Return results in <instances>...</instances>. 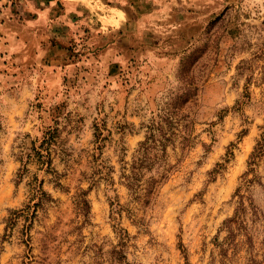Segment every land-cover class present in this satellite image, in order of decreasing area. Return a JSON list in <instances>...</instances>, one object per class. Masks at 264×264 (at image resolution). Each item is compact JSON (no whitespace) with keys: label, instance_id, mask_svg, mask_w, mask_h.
I'll return each instance as SVG.
<instances>
[{"label":"rangeland","instance_id":"rangeland-1","mask_svg":"<svg viewBox=\"0 0 264 264\" xmlns=\"http://www.w3.org/2000/svg\"><path fill=\"white\" fill-rule=\"evenodd\" d=\"M263 134L264 0H0V264H211L240 195L260 248ZM36 182L28 244L6 226Z\"/></svg>","mask_w":264,"mask_h":264},{"label":"trees","instance_id":"trees-1","mask_svg":"<svg viewBox=\"0 0 264 264\" xmlns=\"http://www.w3.org/2000/svg\"><path fill=\"white\" fill-rule=\"evenodd\" d=\"M29 10H25V13H29ZM28 26V25H27ZM34 39H36L34 37ZM35 40L32 44V48L35 45ZM31 40L25 41V46L29 45ZM25 46L23 48V54H25ZM31 48V49H32ZM27 56V55H26ZM50 139L47 138L43 142V150L47 151L46 153L38 151L40 155V160H42L43 165H47V168H51L52 160L50 158ZM163 147L165 152L166 143L165 141H158L154 137H149L145 142L141 144L139 152L141 151V156L137 158V166H133V171L131 175H125L124 177L127 180V186L131 189V191L139 196V194L146 197L148 200L149 196L154 192L156 189V184L159 182L154 177H151L148 180L147 187L142 186V178L143 174V167L151 168V161L156 162V159L159 158L158 153L152 158L150 156L151 150L156 147ZM264 155V134L261 140L258 141L253 153L251 154L250 165H256L260 158ZM155 158V160H154ZM53 172L54 169H52ZM252 170V169H251ZM24 171V170H23ZM19 173V180H22L24 177V173ZM247 175V173L245 174ZM255 179H246L247 185L253 182ZM32 197L30 203L27 204L24 211L22 213H18L16 210L11 211L10 217L7 219V226L6 231L12 232L14 227L17 225L19 219L24 217L25 224H24V232L27 236L25 239L28 244L31 240L30 229L34 223V218L37 217L38 212L40 209H44L47 203L53 202L54 199L51 195L44 190L42 182H36L32 184ZM240 199L238 201V207L236 208L235 214L233 217L229 218L224 223V228L227 232L226 236L223 240H219L217 237L215 239V245L218 248V254L215 256L213 255L212 263L211 264H264V239L261 242V247H256L255 241L253 236L250 234L249 225H248V209L250 208V212L257 217L258 209L254 205L250 204L249 206L246 205L244 201L243 195L239 196ZM220 230V231H222ZM243 232V233H242ZM9 233L8 235H10ZM241 234V235H240ZM243 239H240L239 236H243ZM7 236V234L5 235ZM246 250L245 256H240V252ZM118 253V261L121 264H131L127 262V255L124 250L117 251Z\"/></svg>","mask_w":264,"mask_h":264}]
</instances>
